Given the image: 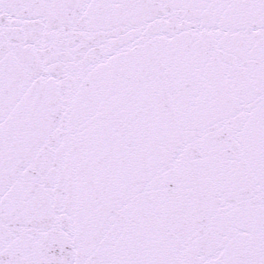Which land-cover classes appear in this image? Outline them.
<instances>
[{"label":"snow or ice","instance_id":"1","mask_svg":"<svg viewBox=\"0 0 264 264\" xmlns=\"http://www.w3.org/2000/svg\"><path fill=\"white\" fill-rule=\"evenodd\" d=\"M0 264H264V0H0Z\"/></svg>","mask_w":264,"mask_h":264}]
</instances>
